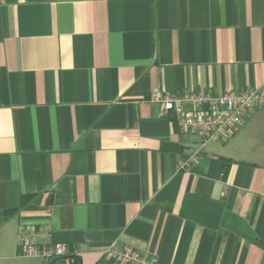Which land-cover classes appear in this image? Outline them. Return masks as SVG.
I'll return each mask as SVG.
<instances>
[{
    "label": "crops",
    "instance_id": "obj_1",
    "mask_svg": "<svg viewBox=\"0 0 264 264\" xmlns=\"http://www.w3.org/2000/svg\"><path fill=\"white\" fill-rule=\"evenodd\" d=\"M246 88L264 0H0V264H264V110L182 170L201 139L150 101Z\"/></svg>",
    "mask_w": 264,
    "mask_h": 264
},
{
    "label": "built area",
    "instance_id": "obj_2",
    "mask_svg": "<svg viewBox=\"0 0 264 264\" xmlns=\"http://www.w3.org/2000/svg\"><path fill=\"white\" fill-rule=\"evenodd\" d=\"M150 101L159 107V115L175 114L179 130L183 134L200 137L198 149H189L187 158L180 163L185 169L195 163L203 146L209 142L224 144L244 125L251 114L264 110V92L244 89L239 92H227L215 95L211 92H183L169 95L159 90L150 94ZM19 255L25 258L50 260L66 256L63 244L42 247L31 242L30 236L23 232L18 236ZM106 260L116 264H154L147 261L138 251L125 247L117 250L110 245L103 253Z\"/></svg>",
    "mask_w": 264,
    "mask_h": 264
},
{
    "label": "water",
    "instance_id": "obj_3",
    "mask_svg": "<svg viewBox=\"0 0 264 264\" xmlns=\"http://www.w3.org/2000/svg\"><path fill=\"white\" fill-rule=\"evenodd\" d=\"M53 262H54V259L51 261V263H50V264H53Z\"/></svg>",
    "mask_w": 264,
    "mask_h": 264
}]
</instances>
